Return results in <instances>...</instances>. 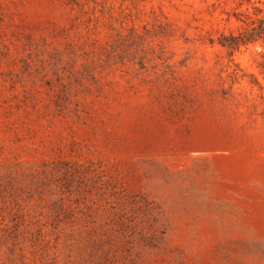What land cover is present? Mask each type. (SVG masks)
<instances>
[{"label":"rangeland","instance_id":"374dc122","mask_svg":"<svg viewBox=\"0 0 264 264\" xmlns=\"http://www.w3.org/2000/svg\"><path fill=\"white\" fill-rule=\"evenodd\" d=\"M232 0H0V264H264V43Z\"/></svg>","mask_w":264,"mask_h":264},{"label":"trees","instance_id":"16d2710c","mask_svg":"<svg viewBox=\"0 0 264 264\" xmlns=\"http://www.w3.org/2000/svg\"><path fill=\"white\" fill-rule=\"evenodd\" d=\"M233 8L221 19L229 26L219 31L216 41L229 55L250 45L264 43V0H232Z\"/></svg>","mask_w":264,"mask_h":264}]
</instances>
